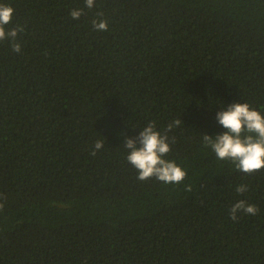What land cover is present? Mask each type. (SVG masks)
<instances>
[{
    "label": "trees",
    "instance_id": "obj_1",
    "mask_svg": "<svg viewBox=\"0 0 264 264\" xmlns=\"http://www.w3.org/2000/svg\"><path fill=\"white\" fill-rule=\"evenodd\" d=\"M0 3L24 26L19 53L0 41V264H264V169L202 139L232 103L264 112V0ZM176 119L185 179L138 180L126 140ZM241 199L258 211L233 221Z\"/></svg>",
    "mask_w": 264,
    "mask_h": 264
},
{
    "label": "clouds",
    "instance_id": "obj_2",
    "mask_svg": "<svg viewBox=\"0 0 264 264\" xmlns=\"http://www.w3.org/2000/svg\"><path fill=\"white\" fill-rule=\"evenodd\" d=\"M85 6L95 7V0H85ZM14 12L13 6L0 3V41L10 40L12 50L19 53L22 46L17 41V36L24 31V26L19 25L8 30L5 27L12 22ZM82 14L83 9L80 8H73L70 12L73 20H79ZM97 15L103 16V12ZM92 24L98 32L107 31L109 27L107 21L102 19L93 20ZM181 120L170 122L163 133L157 129L156 122L151 121L141 129L138 137L126 140V159L137 170L138 180L146 181L155 177L164 184H180L185 179L186 171L175 160L166 159L171 151L170 141H175V137L170 138L168 133L179 126ZM217 120L227 131L215 137L205 133L202 138L204 146L210 147L217 159L232 162L237 170L245 174L250 175L264 169V112L247 102H236L228 105L226 110L218 112ZM103 146L104 141L98 140L91 154L95 156L97 150ZM187 189L190 191L191 185ZM235 190L243 194L248 186L240 184ZM3 207V203H0V209ZM257 211L255 204L241 199L232 205L229 215L236 221L240 213L256 215Z\"/></svg>",
    "mask_w": 264,
    "mask_h": 264
}]
</instances>
